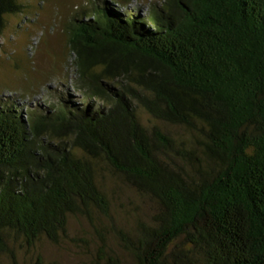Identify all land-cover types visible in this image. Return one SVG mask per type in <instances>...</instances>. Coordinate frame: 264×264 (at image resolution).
Segmentation results:
<instances>
[{
  "label": "trees",
  "instance_id": "obj_1",
  "mask_svg": "<svg viewBox=\"0 0 264 264\" xmlns=\"http://www.w3.org/2000/svg\"><path fill=\"white\" fill-rule=\"evenodd\" d=\"M135 1L72 9L56 101L0 98V257L80 217L87 264H264V0Z\"/></svg>",
  "mask_w": 264,
  "mask_h": 264
},
{
  "label": "rangeland",
  "instance_id": "obj_2",
  "mask_svg": "<svg viewBox=\"0 0 264 264\" xmlns=\"http://www.w3.org/2000/svg\"><path fill=\"white\" fill-rule=\"evenodd\" d=\"M19 1L26 6L25 12L7 16L6 28L0 37V98L23 95L24 100L18 98L20 104L35 108L42 98L53 100L55 97L56 101L52 89L59 87L62 77L67 74L68 81L75 77L74 73L69 74L66 70L71 58L62 31L72 9L85 0ZM157 1L161 0L135 1L132 7ZM65 83L71 87L67 81ZM117 191L116 198L120 200L114 202V208H119L120 203L127 205L134 198L127 190ZM129 208L134 206L130 205ZM131 212L122 217L123 223L129 226H133L135 221L134 212ZM146 212V208L140 211L142 215ZM69 233L71 239L59 245L43 239L35 250H16L19 264H87L97 246L90 223L84 218H72ZM111 246L123 256L117 243L111 241ZM0 264H10L8 257H0Z\"/></svg>",
  "mask_w": 264,
  "mask_h": 264
}]
</instances>
